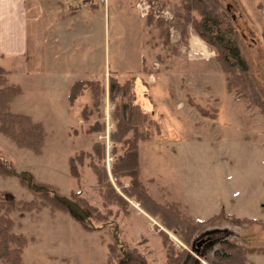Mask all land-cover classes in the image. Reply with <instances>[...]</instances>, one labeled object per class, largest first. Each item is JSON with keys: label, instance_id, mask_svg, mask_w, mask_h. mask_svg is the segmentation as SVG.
Returning a JSON list of instances; mask_svg holds the SVG:
<instances>
[{"label": "rangeland", "instance_id": "1", "mask_svg": "<svg viewBox=\"0 0 264 264\" xmlns=\"http://www.w3.org/2000/svg\"><path fill=\"white\" fill-rule=\"evenodd\" d=\"M177 1L107 0L105 5L98 2L88 8L73 1L82 23L59 34L63 68L75 79L104 80L107 71L119 82L133 79L137 102L157 124L158 134L138 145L140 179L148 194L158 202H177L184 214L196 220L224 213L251 221L235 226L217 218L200 237L208 236L207 248H220L216 243L224 238L245 249L264 250V121L256 110L246 109L243 100L225 92L214 53L190 29L185 45L177 46L178 35L170 27L169 45L175 51L162 48L157 32L147 27L145 18L171 22ZM206 2L216 15L226 13L229 17L239 37L241 56L264 99V0ZM79 28H86V34H79ZM32 85L23 83L24 95L15 98L11 110L41 122L42 145L34 152L0 135V156L12 163L17 176L25 174L32 184H47L66 200L74 193L102 214L88 160L76 166V179L68 173L67 159L89 151L94 141L104 148L103 164L108 172L114 159L112 150L117 147L110 139L114 104L103 97L99 116L92 119L103 130L85 136L79 111L90 103L88 93L68 109L66 128L61 119L66 101L61 93L45 98L44 83L39 82L35 91L40 96L36 98ZM0 192L15 200L34 197L28 184L15 177H0ZM128 205L127 216L110 207L102 221L107 224L100 226L99 221L93 230L84 229L65 212L50 213L46 208L12 213L13 232L26 240L21 263L105 264L106 245L117 239L135 249L148 264H164L156 222L133 201ZM166 234L173 244H179L173 233ZM246 259L247 264H264V253L248 254Z\"/></svg>", "mask_w": 264, "mask_h": 264}, {"label": "trees", "instance_id": "2", "mask_svg": "<svg viewBox=\"0 0 264 264\" xmlns=\"http://www.w3.org/2000/svg\"><path fill=\"white\" fill-rule=\"evenodd\" d=\"M262 6L264 11V4ZM145 19L147 27L157 32L162 48L171 52L175 51V47L169 45V28L178 35L177 46L185 45L190 29L214 53V60L224 76L225 92L235 96V99L243 100L246 109L256 110L264 121V99L257 92L247 70L241 56L237 31L230 25L226 13L216 15L206 0H178L173 7L171 22L152 20L147 16ZM261 41L264 47V31L261 33ZM7 76L8 71L0 66V135L19 148L37 152L43 140L42 126L27 115L10 112L9 103L20 95L21 90L18 85L8 83ZM85 93L89 94L90 103L79 111V119L83 124L82 133L90 136L103 130L102 125L92 119L99 116L102 99L106 96L107 101L114 104V131L110 139L117 147L112 150L114 159L108 172L103 164L104 148L94 141L89 151H79L68 157L67 169L69 175L77 179L76 166L82 165L84 159L88 160L86 165L95 178L103 213L89 207L76 194L69 193V201L87 215V221H80L68 212L65 197L47 184H32L30 176H26L30 184L28 188L34 195L31 200H15L8 193L0 192V263L22 264L21 253L26 240L20 233L12 230L14 225L10 216L14 212L25 214L45 208L50 213L65 212L84 229L93 230L99 221L100 226L107 224L102 221L110 214V207H115L117 212L127 216L128 201L136 203L143 214L156 222L154 229L163 248L164 264H247L248 254L264 253L260 249H245L224 238L218 239L216 243L220 248H207L204 246L209 244L207 235L204 236L207 238L206 243L197 249L195 245L205 234V227L217 218L235 226L251 221L224 213L206 220H196L184 214L177 202H158L148 194L140 179L138 145L158 134L157 124L151 119L150 112L137 102L133 79L119 82L109 74L106 80L74 81L68 89V106L72 107L74 101ZM0 177H15L19 182L28 184L25 176H17L12 163L3 156H0ZM166 232L173 233L179 244H173ZM105 264L148 263L135 249L128 248L116 239L106 245Z\"/></svg>", "mask_w": 264, "mask_h": 264}, {"label": "crops", "instance_id": "3", "mask_svg": "<svg viewBox=\"0 0 264 264\" xmlns=\"http://www.w3.org/2000/svg\"><path fill=\"white\" fill-rule=\"evenodd\" d=\"M73 1L83 8H88V5L95 7L98 2L105 5L107 2V0H0V66L8 71V83L20 87L21 93L16 97L24 95L25 81L33 83V91L39 82H43L45 98L59 96L61 93L60 96L66 101L61 112V119L66 128L68 109H71L67 103L70 84L79 80H91L79 76L78 79L72 78L67 74L68 70L63 68L65 62L60 59L62 46H59L61 40L59 34L69 32L67 27L73 24L82 23V15H77L73 9ZM78 31L79 34H86L87 29L79 28ZM79 40L80 46L84 47L85 43L83 45L81 38ZM104 75L106 80L108 71ZM35 94L36 98L40 96L39 91H35ZM16 97L9 103V110L25 115L23 112L11 110ZM26 115L31 118L29 114ZM36 119L41 120V117ZM32 121L41 123L33 119Z\"/></svg>", "mask_w": 264, "mask_h": 264}, {"label": "water", "instance_id": "4", "mask_svg": "<svg viewBox=\"0 0 264 264\" xmlns=\"http://www.w3.org/2000/svg\"><path fill=\"white\" fill-rule=\"evenodd\" d=\"M23 176H26V175H23ZM27 183L30 186L28 180H27ZM65 203H66V207H67L68 212L74 218H76L80 221H87V215L83 211H81L74 203H72L69 200H65ZM206 241H207V238H203V239L199 240L198 243L195 245V247L198 248L202 244L206 243ZM195 252H197V251L195 250Z\"/></svg>", "mask_w": 264, "mask_h": 264}, {"label": "built area", "instance_id": "5", "mask_svg": "<svg viewBox=\"0 0 264 264\" xmlns=\"http://www.w3.org/2000/svg\"><path fill=\"white\" fill-rule=\"evenodd\" d=\"M101 1H104V0H101ZM107 156H109V153H108V152L106 153V157H107ZM107 158H108V157H107ZM108 159H109V158H108Z\"/></svg>", "mask_w": 264, "mask_h": 264}]
</instances>
